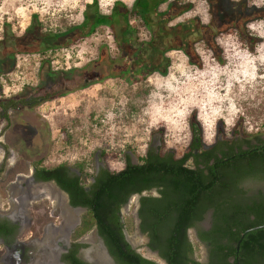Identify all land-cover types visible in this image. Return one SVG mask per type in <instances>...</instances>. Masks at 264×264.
Wrapping results in <instances>:
<instances>
[{
    "label": "rangeland",
    "instance_id": "rangeland-1",
    "mask_svg": "<svg viewBox=\"0 0 264 264\" xmlns=\"http://www.w3.org/2000/svg\"><path fill=\"white\" fill-rule=\"evenodd\" d=\"M116 1L97 0L99 10L107 12ZM120 1L129 6L132 0ZM192 1L194 8L171 25L195 19L198 28L207 26L205 0ZM232 1L244 7L238 29L215 38L219 59L201 41L195 43L190 58L171 51L167 72L148 75V86L128 84L118 76L119 50L107 27L71 38L68 46L18 54L11 70L0 76V102L51 98L31 108L16 105L7 111L8 121L0 108V214L16 213L26 190L37 196L25 208L30 221H54L52 214L63 209L64 197L55 185L26 181L37 160L47 168L66 163L77 169V163L84 164L89 177L101 150L117 153L119 159L110 163L115 170L122 168L124 153L136 162L147 147L180 157L190 146L191 122L200 126L202 147L218 137H232L233 130L240 128L250 135L264 133V0ZM91 2L0 0V39L6 30L20 35L30 28L31 36L39 27L49 35L62 34L80 25L82 12ZM214 21L216 27L224 22ZM138 33L142 38L144 32ZM240 33L254 39L250 46L239 39ZM129 51L132 48L122 55ZM137 91L145 98L134 104H139L137 112L126 119V103L133 102ZM197 253L199 258L204 256L203 247Z\"/></svg>",
    "mask_w": 264,
    "mask_h": 264
},
{
    "label": "trees",
    "instance_id": "trees-1",
    "mask_svg": "<svg viewBox=\"0 0 264 264\" xmlns=\"http://www.w3.org/2000/svg\"><path fill=\"white\" fill-rule=\"evenodd\" d=\"M205 3L209 12V23L202 29L197 27L195 19L170 24L194 8L195 3L192 0H132L129 6L118 0L107 12H101L97 0H92L82 12L80 25L68 28L62 34L49 35L50 33L43 32L42 27L32 32L31 36H28L30 28L20 35L6 30L0 39V76L11 70L18 54L43 52L51 46H68L72 39L87 37L97 28L107 27L113 33L120 53L115 59L120 63L118 76L128 84L148 86L145 83L148 75L167 72L171 61L168 54L171 51H180L190 58L195 54V43L201 41L219 59L216 55L218 49L215 38L227 31L238 29L237 21L244 4L232 0H205ZM215 19L224 22L216 27L213 24ZM140 30L144 32L142 38L138 33ZM204 32L205 37L202 35ZM239 37L243 38V34L240 33ZM128 47L132 48L131 53L129 51V55H122V51ZM137 51L140 52L136 53ZM150 51L152 53L149 54ZM146 52L149 59L145 57ZM49 98L51 95L17 101L10 99L0 102V108L3 117L8 121L6 113L16 105L34 107ZM144 98L138 91L133 93V102L128 100L126 103V119L137 112L139 104H134L140 99L143 102ZM190 133V146L184 156L177 158L167 151H155L147 147L144 154L137 158L136 164L131 163L129 154L124 153V166L118 170L110 166L111 162L119 159L117 153L101 150L103 167L93 175L94 182L89 186L88 192L84 191L83 179L70 173L66 163L47 168L41 160L34 161V177L38 181H54L59 188L68 192L73 206L87 207L92 224L83 222L82 232L97 224L102 229L101 233L106 237L109 248H113L119 255L121 264H153L138 258L120 241L119 236L111 234L119 207L133 193L151 188L159 189L161 199H149L152 204L149 210L159 211L168 202L171 203L169 205H176V214L170 220L167 218L168 224L163 218H153L150 227L153 245L161 249L168 264H195L187 258L191 251L190 245L186 244L185 228L193 224L192 218L198 210L204 212L209 207L214 208L217 221L222 224L217 227L219 236L203 238L210 240L213 246L210 264H264V227L257 228L264 225V197L260 202H251L245 198V192L238 186L248 176L263 180L259 176L264 171V152H258L260 147L250 145L245 138L251 135L240 128L233 130V133H238L242 140L238 138L235 142L231 137L222 136V144L217 142L211 149L196 155L193 150L202 146L200 126L191 122ZM241 144L248 147L246 151L241 150ZM234 148H237V153ZM189 158L193 159L196 166L200 164L202 167L189 168L186 165ZM76 165L80 174L86 175L85 165ZM1 173L0 166V175ZM8 226L4 222L0 223V236L5 237L9 233ZM247 230L250 231L246 232ZM241 234H244L242 238ZM223 239L227 242L223 243ZM228 256L234 258L233 263L227 262Z\"/></svg>",
    "mask_w": 264,
    "mask_h": 264
},
{
    "label": "flooded vegetation",
    "instance_id": "flooded-vegetation-1",
    "mask_svg": "<svg viewBox=\"0 0 264 264\" xmlns=\"http://www.w3.org/2000/svg\"><path fill=\"white\" fill-rule=\"evenodd\" d=\"M239 39L246 46H250L254 40L250 36L239 37ZM238 138L242 140L238 133H233L231 139L237 142ZM245 139L250 145L260 147L257 150L258 152H264V133H254ZM223 140V137H218L210 146H201L199 149H194L193 153L200 154L201 151L214 147L217 142L222 144ZM240 146L243 151L248 148L245 144ZM151 148L159 151L158 147ZM234 151L237 153V148H234ZM168 153L173 155L171 151H168ZM186 153L187 151L181 156ZM129 159L133 164L138 162H133L131 156H129ZM94 162L96 164H94L93 173L89 177L81 175L74 167L67 166L70 173L83 179V188L86 192L89 191V186L94 182L93 175H96L98 170L103 167L100 154L96 156ZM187 163H190V165L188 166ZM186 165L192 169L202 167L200 164L196 166L192 158L188 159ZM30 167L32 169L31 174L26 176V181L30 185L33 183L55 185L64 197V206L61 211H55L52 214V217H55L54 221L42 222L39 220L32 222L25 214V208L29 199H33L35 195L27 190L22 191L24 194L23 200L20 201L16 213L12 212L5 216L0 214V223L4 222L9 225V233L5 237L0 236V247L4 250V255L0 257V264H121L119 255L113 248H109L106 237L101 233L102 229L100 230L97 224L82 232L81 225L83 222L87 225L92 224L90 223L91 215L87 207L73 206L70 203L68 192L59 188L54 181L36 180L34 177L35 169L33 166ZM261 175L259 177H262L263 180H256L253 179L254 177L248 176V178L238 183V186L245 192V198L251 202H260L264 197V171ZM149 199H161L158 188L142 190L129 196L127 202L121 205L115 214L117 221L111 227V234L114 233L119 236L120 241L128 246L129 250L138 258L153 264H168L167 258L161 254V249L153 245L150 238V227L153 218H163L166 221L165 223L168 224L167 218L170 220L173 214H176V205H169L171 203L167 201L168 203L163 209L160 207L159 211L152 212L149 210L152 205ZM200 210L193 216V224L185 228L186 244L190 245L191 251L187 258L189 257L191 262L195 264H210L212 262L213 246L210 240H204L203 238H210L212 235L213 238L219 236L220 232L217 227H221L222 224L218 223L213 207L207 208L204 212ZM104 224H106V220ZM129 233H132L131 237ZM222 242L226 243L227 240L223 239ZM202 247L204 256L199 258L197 251ZM227 262L233 263L234 258L228 256Z\"/></svg>",
    "mask_w": 264,
    "mask_h": 264
},
{
    "label": "water",
    "instance_id": "water-1",
    "mask_svg": "<svg viewBox=\"0 0 264 264\" xmlns=\"http://www.w3.org/2000/svg\"><path fill=\"white\" fill-rule=\"evenodd\" d=\"M262 227H264V225H263V226H260V227H257V228H262ZM254 229H256V228H254ZM250 230H252V229H250ZM250 230H247L246 232H248V231H250ZM243 235H244V234H241L240 238H242ZM238 243H239V242H238ZM236 249H238V244L236 245Z\"/></svg>",
    "mask_w": 264,
    "mask_h": 264
}]
</instances>
